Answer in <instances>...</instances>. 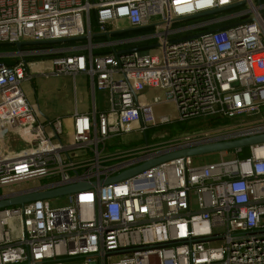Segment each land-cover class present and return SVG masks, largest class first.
<instances>
[{"label":"built area","instance_id":"1","mask_svg":"<svg viewBox=\"0 0 264 264\" xmlns=\"http://www.w3.org/2000/svg\"><path fill=\"white\" fill-rule=\"evenodd\" d=\"M261 11L257 0H0V43L85 37L56 58L27 62L41 55L26 51L13 66L0 62V197L97 184L65 205L0 210V264H264V144L248 158H239L244 149L214 163L178 158L100 185L177 148L264 133ZM156 44L162 56L143 49ZM43 63L46 78L90 77L109 110H76L66 138L63 119L45 118L26 94ZM165 104L180 122L230 123L171 137L159 129L169 117L155 112Z\"/></svg>","mask_w":264,"mask_h":264},{"label":"water","instance_id":"2","mask_svg":"<svg viewBox=\"0 0 264 264\" xmlns=\"http://www.w3.org/2000/svg\"><path fill=\"white\" fill-rule=\"evenodd\" d=\"M258 4H262V0H257ZM246 5V1H241L234 3L232 5L223 7V8H218L215 10L199 13L196 15H192L189 17H183L176 22H186V21H191L199 18H204L216 14L223 13L228 10H233L237 8H241ZM261 16H264L263 11H261ZM229 28V27H228ZM227 29V28H225ZM133 30H138V29H133ZM219 30H224V29H218L214 30L213 32H217ZM201 35H195L193 37H189L186 39H182L180 41H185V40H192L195 38H199ZM85 40V37L81 38H66V39H61V40H46V41H22L19 43H16V52L14 53H6V54H0V57H11V56H20L26 51H24L25 47H40V46H51V45H59V44H64V43H69V42H76V41H81ZM178 41V42H180ZM159 45H151L148 47H144L143 49H155L158 48ZM264 144V133L262 134H257L253 136H249L246 138L238 139V140H233V141H222V142H210L207 144L203 145H198L194 147H182V148H177L169 153L160 156L158 158H155L153 160L148 161L147 163L133 168L129 171H126L114 178L107 179L105 181H101L100 185H108L111 183H116L120 182L124 179L130 178L144 170L150 169L154 166H158L162 163L169 162L178 158H186V157H192V158H197L200 156L204 155H209V154H214V153H219L223 151H231V150H236V149H245L249 148L251 146L255 145H260ZM97 186V184H90L87 182H77L72 185H68L62 188L54 189V190H41L40 188L33 189L32 192H19L15 194H10V195H4L0 197V210L10 208V207H19V206H24L26 204L36 202V201H42V200H52L55 198L63 197V196H68L72 195L75 193H78L83 190L91 189L92 187Z\"/></svg>","mask_w":264,"mask_h":264},{"label":"rangeland","instance_id":"3","mask_svg":"<svg viewBox=\"0 0 264 264\" xmlns=\"http://www.w3.org/2000/svg\"><path fill=\"white\" fill-rule=\"evenodd\" d=\"M207 19L206 17L204 18H199L195 19L194 21H202ZM193 21V22H194ZM190 21L186 22H179L177 26H183L186 24H189ZM70 48V47H67ZM67 48H46V49H41L38 50L40 52V55L43 56H51V55H60L59 53H62V50H65ZM153 55L157 56H162V49H155L152 51ZM36 65H33V67ZM43 66L47 70L50 69V64L48 63H43L38 65V67ZM34 86L35 90L37 91V95L39 98V103L42 109V112L45 116H48L50 118L56 119V118H64V135L69 136L70 135V130L67 128V121L69 118L70 113L74 109V100H73V81L69 76L66 75H61V76H54V77H36L34 81ZM77 89H78V104H79V110L81 112H85L89 110V99L88 95L89 89H88V83L87 79L83 75H78L77 77ZM26 94L29 97L31 103L34 104L33 101L36 102L37 97L34 94L33 89L29 90L28 88L26 89ZM106 96L103 91L98 90L97 91V103L98 107L101 109L103 107H106ZM155 112L157 115V118L159 119L162 116H167L169 117L171 123L166 126V127H160L159 129H167L169 131V126L174 123H183L178 120L176 109L173 105L171 104H165V105H160L155 108ZM170 133V131H169ZM171 134V133H170ZM68 138V137H66ZM138 136L136 134H131L126 136L125 140L127 141H132L137 139ZM9 144L7 145L8 147L12 148V142H8ZM236 154L232 155L231 159H236ZM219 158V153H214V154H209V155H204L197 157L196 163L197 164H206V163H214L217 162ZM52 204H55L57 206L65 205L67 204V197H59L50 200ZM71 264H82V260H75L72 261Z\"/></svg>","mask_w":264,"mask_h":264},{"label":"trees","instance_id":"4","mask_svg":"<svg viewBox=\"0 0 264 264\" xmlns=\"http://www.w3.org/2000/svg\"><path fill=\"white\" fill-rule=\"evenodd\" d=\"M264 3V0H262ZM93 27L96 28V22L95 19L93 20ZM221 28V26H214V27H209L205 29L204 31H214L216 29ZM84 41L81 42H69V43H64V44H59V45H51V46H40V47H25L24 51H38L41 49H46L49 47L52 48H67V47H74L78 45H83ZM16 52V46L14 44H8V43H0V54H6V53H14ZM97 53H99L97 51ZM59 57L58 55H51V56H32L26 58L27 62H36V61H42V60H48L52 58ZM19 57H0V62L5 63L8 66H13L15 62H20ZM230 123L229 121H224L220 119H198V120H193V121H188V122H183V123H174L171 124L168 128L171 133V137L177 136L179 134H187V133H195L199 132L202 130L210 129L216 126H220L223 124H228ZM250 156V152L248 148H245L242 153L239 155L240 159L248 158Z\"/></svg>","mask_w":264,"mask_h":264},{"label":"crops","instance_id":"5","mask_svg":"<svg viewBox=\"0 0 264 264\" xmlns=\"http://www.w3.org/2000/svg\"><path fill=\"white\" fill-rule=\"evenodd\" d=\"M37 66V65H36ZM43 70H46V68H44L43 66H41V67H36L35 68V71H34V80H33V83L32 84H30L29 86H28V89L29 90H31V89H33V91H34V94L36 95V97H37V100H36V102L35 101H33L34 102V104L36 105V106H38V108H39V110L41 111V113L43 114V112H42V109H41V106H40V103H39V98H38V93H37V91L35 90V86H34V81H35V79H36V77H38V76H40V77H44V76H42V75H40L41 73H42V71ZM80 75H83V76H85L86 77V79H87V83H88V89H89V95H88V99H89V110L88 111H85V112H81L80 110H79V104H78V89H77V77L74 79L73 77H71V76H69L71 79H72V81H73V100H74V109H73V111L70 113V115H69V118H68V121H67V128H69V129H71L72 128V117H73V114L75 113V111L77 110L79 113H81V114H86V115H89V116H92L93 115V113H94V108H96V110H98V111H107V110H109V108H110V104H109V100H108V95H107V93H105V96H106V107H103V108H99L98 107V103H97V91H98V89H96V88H94L93 86H92V80H91V78L90 77H88L87 75H84V74H80ZM157 92H147L146 93V95L150 98V99H152L153 97H155V96H157ZM44 115V114H43ZM45 116V115H44ZM45 118H48V119H53V118H50V117H48V116H45ZM56 119H58V118H56ZM61 119H64V118H62L61 117ZM11 137H12V144H13V142H18V140H17V137L15 136V135H10ZM4 142V141H3ZM3 145V144H2Z\"/></svg>","mask_w":264,"mask_h":264},{"label":"flooded vegetation","instance_id":"6","mask_svg":"<svg viewBox=\"0 0 264 264\" xmlns=\"http://www.w3.org/2000/svg\"><path fill=\"white\" fill-rule=\"evenodd\" d=\"M132 31L130 32V33H132V34H139V33H141L140 31H135V30H133V29H131Z\"/></svg>","mask_w":264,"mask_h":264}]
</instances>
